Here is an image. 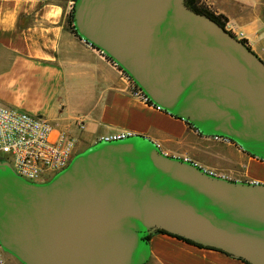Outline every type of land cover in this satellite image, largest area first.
<instances>
[{"label":"water","instance_id":"1","mask_svg":"<svg viewBox=\"0 0 264 264\" xmlns=\"http://www.w3.org/2000/svg\"><path fill=\"white\" fill-rule=\"evenodd\" d=\"M72 15L152 104L264 161V63L240 39L185 0H75ZM155 231L264 264V185L141 135L101 140L41 184L0 162V247L21 264H143Z\"/></svg>","mask_w":264,"mask_h":264},{"label":"crops","instance_id":"2","mask_svg":"<svg viewBox=\"0 0 264 264\" xmlns=\"http://www.w3.org/2000/svg\"><path fill=\"white\" fill-rule=\"evenodd\" d=\"M227 18L225 29L264 63V0H202ZM75 0H0V103L51 121L78 153L130 133L167 156L238 183L264 185V162L232 142H217L130 93L122 70L81 39L67 16ZM73 27V28H72ZM82 122V127L77 123ZM143 264H245L219 250L154 232ZM4 251V250H3ZM12 264L18 259L4 251Z\"/></svg>","mask_w":264,"mask_h":264},{"label":"built area","instance_id":"3","mask_svg":"<svg viewBox=\"0 0 264 264\" xmlns=\"http://www.w3.org/2000/svg\"><path fill=\"white\" fill-rule=\"evenodd\" d=\"M123 73L130 82L132 95L143 103L161 110L150 102L125 72ZM179 119L187 123L184 119ZM77 125L82 127V122H78ZM128 136L131 134L118 133L101 140L111 141ZM209 137L217 142H231L223 136ZM76 144L77 140L69 133L55 132L54 126L46 117L0 103V162L7 163L12 171L24 181L34 184L48 182L70 163L74 157ZM0 264H12L10 258L4 255L1 247Z\"/></svg>","mask_w":264,"mask_h":264},{"label":"trees","instance_id":"4","mask_svg":"<svg viewBox=\"0 0 264 264\" xmlns=\"http://www.w3.org/2000/svg\"><path fill=\"white\" fill-rule=\"evenodd\" d=\"M185 5H186L189 9L193 10L194 12L209 17L211 20H213L215 23H217L219 26H221L222 28L225 29V27H226V23H227V18H226L223 14L217 13L216 11H214L213 9H211V8H210L208 5H206L205 2H203L202 0H185ZM72 12H73V10H72V11L70 12V14L67 16V22H68V24H72V22H73V15H72ZM72 28H73V27H72ZM230 33H232V32H230ZM232 35H234V34L232 33ZM240 40H241L244 44L247 45L246 40H244V39H240ZM249 49H250V48H249ZM188 125H189V124H188ZM189 126L192 127L191 125H189ZM192 128H193V127H192ZM155 232L165 233L164 231H155ZM165 234H167V233H165ZM171 236H173V235H171ZM149 237H150V235H146V236L144 237V239H145L146 241H148ZM174 237H176V236H174ZM176 238H178V239H180V240H183V241H185V242H187V243H189V244H192V245H195V246H198V247H203V246H201V245H197V244H195V243H193V242H191V241H189V240L183 239V238H181V237H176ZM205 248H206V247H205ZM225 254H227V253H225ZM227 255H229V254H227ZM241 260H242L243 262H245V264H250V263H248L247 261H245V260H243V259H241Z\"/></svg>","mask_w":264,"mask_h":264},{"label":"flooded vegetation","instance_id":"5","mask_svg":"<svg viewBox=\"0 0 264 264\" xmlns=\"http://www.w3.org/2000/svg\"><path fill=\"white\" fill-rule=\"evenodd\" d=\"M76 154H78V150H77V148L75 147V149H74V156H75ZM20 264H21V263H20Z\"/></svg>","mask_w":264,"mask_h":264},{"label":"rangeland","instance_id":"6","mask_svg":"<svg viewBox=\"0 0 264 264\" xmlns=\"http://www.w3.org/2000/svg\"><path fill=\"white\" fill-rule=\"evenodd\" d=\"M230 32V31H229ZM232 34V33H231ZM235 36V35H234ZM220 143V142H219Z\"/></svg>","mask_w":264,"mask_h":264}]
</instances>
